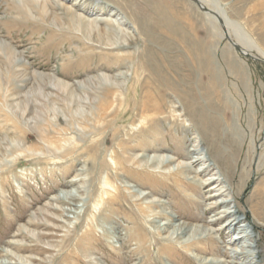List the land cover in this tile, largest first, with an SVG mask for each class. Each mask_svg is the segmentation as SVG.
Instances as JSON below:
<instances>
[{
    "label": "rangeland",
    "instance_id": "374dc122",
    "mask_svg": "<svg viewBox=\"0 0 264 264\" xmlns=\"http://www.w3.org/2000/svg\"><path fill=\"white\" fill-rule=\"evenodd\" d=\"M52 1L0 0V42L11 46L26 65L17 78L7 80L0 54V71H4L0 79V260L8 259L1 256L8 252L15 257H47L43 264H90L91 258L98 264H136L133 259L139 254L132 255L130 263L126 258L135 246H123V242L131 232L132 220H142V216L129 205L137 196H131L125 184L147 193L145 202L164 204L150 210L165 212L176 218L174 223L189 222L177 218V213L191 210L180 197L172 202L176 190L149 192L147 185L129 179L132 173L127 171L126 177L110 179L111 185L125 194L119 202L122 207L103 203L106 195L101 190L108 172L104 164H111L110 155L117 145L116 140L114 145L104 144L106 120L95 119L97 105L102 99L116 103L123 97L127 106L139 99L163 102L162 114L175 108L177 122L183 125L161 123V127L172 126L159 133V138H166L167 147L164 152L145 154L171 157V166L160 169L170 172L190 162L184 155L189 150L203 148L201 155L199 151L190 155V159L210 158L197 166L211 164V171L199 181L218 177V188H228L218 199L233 194L236 205L250 211L249 220L257 225L253 234L259 238L255 251H259V264H264V221L253 216L249 205L254 189L264 191V0H203L213 3L217 11L221 9L215 11L225 27L193 0H54L97 24L98 32L90 37L72 28L69 16ZM231 41L251 56L242 54ZM101 76L115 77L98 83ZM52 79L66 89L52 86ZM142 92L151 99L144 98ZM131 115L130 111L127 117ZM128 123L121 125L127 128ZM179 175L187 178L193 173ZM142 178L146 179L145 175ZM177 188L180 193L188 190L181 185ZM67 190L79 196L76 206L85 204L77 217L66 211L73 206L52 199ZM50 206L54 208L47 210ZM44 211L51 216L48 224L57 227L56 235L65 238L59 247L45 254L39 252L40 247H48L44 243L34 250L9 245L34 246L17 236L16 229L27 232L32 214L45 221L40 216ZM128 214L132 219H125ZM238 216L243 218L241 210ZM90 226L92 233L84 235ZM145 228L151 229L148 224ZM58 237L53 240L59 243ZM140 237L148 243L155 239ZM228 238L223 234L217 241ZM158 247H151L153 255ZM193 254L173 257L166 264H200ZM160 258L154 256L151 261L159 264L165 260Z\"/></svg>",
    "mask_w": 264,
    "mask_h": 264
},
{
    "label": "bare ground",
    "instance_id": "6f19581e",
    "mask_svg": "<svg viewBox=\"0 0 264 264\" xmlns=\"http://www.w3.org/2000/svg\"><path fill=\"white\" fill-rule=\"evenodd\" d=\"M30 1L38 2V0H30ZM52 2L54 6L59 7L63 13L69 16V19L71 21L70 22L71 27L84 34V36L90 37L91 34L93 36V34H95V32L98 30V26L93 20L87 19L84 16L76 13L70 7L63 5V3H59L58 1H54V0ZM197 3L199 8H201L200 6L206 9H210L211 6H212L211 8H214L213 3L209 5L203 0H197ZM215 10L216 8H214L213 11L216 13L218 19L219 18L221 19V17L217 13L221 11V9H218L219 11L216 10L217 12ZM224 16L225 15H223V17ZM225 22L228 24V19H226ZM223 25L225 27L224 22ZM98 35L100 36L99 33ZM95 40L101 41L98 38H96ZM231 44L240 46V44L235 41H231ZM240 50L243 54L244 53L249 54L247 49H244L242 46H240ZM0 54L2 56L1 63H3V65L6 67L5 72L3 70L2 71L5 73V78L7 80H12V78L14 79L17 78L20 75L19 73L20 70L22 72L25 71V69L22 67L26 65L21 60L18 59L17 53L7 43L0 42ZM2 71H0L1 80L3 79V75H4ZM114 77L115 76L112 77L101 76L99 77L100 80H98V83H102V81L105 80L114 79ZM53 79L51 80L52 86L58 88L64 87L61 82ZM117 93H120L121 95L120 90H118ZM153 94L157 95V92ZM141 95H144L143 96L144 98L147 99L148 97L150 98V94L148 93H143ZM122 99L123 97L119 99L121 100V102L117 101L116 103L108 102L107 100L102 99L97 105L98 114L95 119L106 120V122H104L105 123L104 128H106L103 139L104 144L114 145L112 142L116 140L115 145H117V147L113 146L112 153L110 155L111 164L110 165L104 164L108 172H106L107 176L105 178L106 186L101 190L102 191L101 193H104L106 195L105 198H103V203L106 206L118 205V208L122 207L119 205L120 204L119 202L120 199L125 196V194L121 192L120 187L114 185L112 186L110 183V179L113 177L121 179L123 175L124 177H126L125 173L127 171L132 173L130 175L131 178L129 179L135 181L139 185H143V184L147 185L150 190L149 192L158 193L160 190H164V192L172 193L173 190H176L171 199L172 202H174L175 199H179L178 197H180L185 201L187 207L190 208L191 210L187 214L177 213V218L178 217L183 218L188 220L189 222L182 221L179 223H174L176 218L167 215L165 212L154 211L153 209L150 210L151 208L163 207L164 204L162 202L160 201L145 202L147 193H142V192L138 193V191L135 190L133 186L125 184L124 186H127L130 195L132 196L136 194L137 196L136 197L137 199H135L133 202H130L129 205L136 207L137 211L142 216V220L141 219L132 220L134 221V223L131 227V232L126 234L127 237L123 242V246L125 244L127 246L133 244L135 246L133 247V249H131L130 252L131 255L126 257L128 262L130 263L132 255H134L135 253L139 254L136 259H133V260H137L136 264H153L154 262L152 263L151 259L154 256L159 257V259H161L160 257H164L163 259L165 260L159 264H166L167 261L168 262L173 261L174 260L173 257L184 256L187 255V253L190 254L194 253L193 254L195 255L194 258L198 259L200 261V264H259L260 263L259 251L258 250L255 251L256 249H258L257 246H258L259 238H257L253 234V231H255L257 225L254 224L253 222L251 223V220H249L250 211H247V209L245 210L243 208L240 209L236 205L235 197L233 194L230 196V198H226L222 200L218 199L228 189V188L226 189L218 188V186L221 183L218 177H211L210 180L207 179L208 181H202V182L199 181L202 175L208 173V171H211L210 168L211 164L208 165L203 164V166L202 167L200 166V168L198 167V169L197 166L201 164V161L203 163L205 162L208 163V161H210V158L204 159L203 156H199L190 159L191 158L190 155L196 154V151H199V153L197 154L201 155L203 148H201V150L195 148L189 150L188 154H184V155H186L185 158H188V160L187 159L186 160L187 161L190 160V162L176 167L173 171L169 170L170 172H161L160 169H166L169 168V166H171V164L173 163L171 157H169L166 154L164 155V153L159 155L145 154L148 152H159L165 150L164 146H166V138L164 137L159 138V133H165L169 131L170 129H172V126L170 125L167 128H165L164 126L161 127V123L172 121L173 123H177L178 126L183 125V123L177 122L179 114H176L175 108L172 107L167 114H162L165 113V109H164L165 103L161 101H160L161 103H157L155 102V100L152 101V100L139 99V101L136 100V103H132V104L130 103L129 106H127L126 102H122ZM130 111L133 112V115L127 117V114ZM184 114L186 115V111L184 112ZM126 121H129L130 124L128 123L129 125H127L128 126L127 128L124 126L122 127L121 123L123 124ZM193 124L194 126L196 124L197 127L199 126L198 122L196 124L193 122ZM94 126L96 127V125ZM189 127H192V125L190 126L189 124ZM122 130L124 131V133L121 132ZM170 137H174V136H170ZM171 140L169 142H171ZM179 147L177 148L178 149L183 148V147L180 148ZM174 151H176V149H174ZM137 152H140L141 154L139 155L137 154ZM183 152L185 153L187 152V150ZM150 167L157 168L158 170L152 172L151 170H149ZM190 172L193 173V176H188L186 178V177H181L179 175L181 173H190ZM143 175H145L146 179L142 178ZM140 176L142 179L140 178ZM165 178H170L172 183L166 182ZM225 178L227 182L230 180L228 175ZM180 185L183 187L186 186L188 190L185 189L186 192L183 193L178 192L182 188L181 187L178 190L177 187ZM128 190L126 191V193H128ZM91 192H94V189ZM61 194L63 195H57L52 199H54L56 202L69 204L70 207L73 206V209L69 208L68 210L66 209V211L73 213L74 217L79 216L80 213L79 211H81L85 205L84 203H82L81 206H76L74 204V202L79 199L78 198L79 196L75 192H71L68 190ZM208 201H210L209 204L207 203ZM138 203L140 205H138ZM249 205L253 216L258 220L264 221V191L254 189L251 195ZM52 207L53 206L48 207L47 210ZM55 209L57 210V208ZM101 210L102 212H104L103 209ZM240 210L243 213V218L242 217L240 218L238 216ZM32 215L33 216H31L28 220L29 230L27 229L28 230L27 232H23L21 228L18 227L16 229L15 234L17 236H20L22 240H30L31 242L34 243V246L26 247L21 243H15V242L9 243V245H11L13 248L17 250H25V249L34 250L36 249V247L40 246L41 243H44L48 247H44V246L40 247L39 252L49 254L51 253L53 248L59 247L60 242L61 241L63 242L65 238L58 237L57 233L59 231L56 229L57 227L48 224L49 219L51 218L49 212L44 211L40 213L41 218L44 219L45 221L43 220L40 221L35 216V214ZM130 215L129 214L128 216L126 215L125 219L126 220L132 219V216ZM209 215L213 217H211L210 220H206V218ZM146 217L148 218L145 219ZM108 218L110 220V217ZM194 221L196 222V224L190 223ZM197 222H201V224H197ZM146 224H148L151 227L150 230H147L145 228ZM168 229L171 230L169 231ZM134 231L137 232L138 235L137 234L132 235ZM164 232L167 233L164 238H161L160 235L161 233ZM87 233H92L91 226L85 230L84 235H86ZM106 233L107 232H105V235ZM223 234H228L230 238H228L227 241H223L220 243L219 241H217V239ZM140 236L154 237L155 239L153 243L151 242L148 243L147 240H143ZM54 237L60 238V241L58 240L59 243L53 240ZM135 238H137L138 240ZM85 246H87V244ZM154 246L158 247L155 251V255H153L151 249V247ZM198 254H202V255L210 254L213 257L212 259H207L205 257L204 258L198 257L197 256ZM219 255L224 256L225 260L214 259V256H219ZM1 256L6 257L8 259L2 261L0 260V264H43V262L44 261L46 262L47 259V257H45L44 259L42 258L37 259L34 258L33 256L15 257L8 252L1 253ZM85 256L88 257L89 255L87 256V254H85ZM88 261L90 264H98L97 261L93 260L92 258L88 259Z\"/></svg>",
    "mask_w": 264,
    "mask_h": 264
},
{
    "label": "water",
    "instance_id": "95a60500",
    "mask_svg": "<svg viewBox=\"0 0 264 264\" xmlns=\"http://www.w3.org/2000/svg\"><path fill=\"white\" fill-rule=\"evenodd\" d=\"M193 1L198 5L197 0H193ZM200 7H201V9H203V11H205L206 13L211 14L212 16H214L215 18H217V20L219 21V23L223 24V21H222L220 18L218 19L216 13H215L213 10L203 8L202 6H200ZM225 34H226V33H225ZM233 46H234L237 50H239V51L241 52V50H240V46H238V45H234V44H233ZM241 53H242V52H241ZM242 54H243V53H242ZM244 55H246V56H251L250 54H245V53H244Z\"/></svg>",
    "mask_w": 264,
    "mask_h": 264
}]
</instances>
